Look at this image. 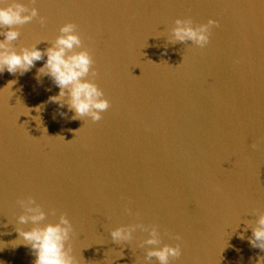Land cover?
Returning a JSON list of instances; mask_svg holds the SVG:
<instances>
[{
	"label": "water",
	"instance_id": "water-1",
	"mask_svg": "<svg viewBox=\"0 0 264 264\" xmlns=\"http://www.w3.org/2000/svg\"><path fill=\"white\" fill-rule=\"evenodd\" d=\"M35 7L47 24L24 25L14 47L41 41L44 51L51 45L43 40L77 24L111 106L92 122L48 102L59 88L48 76L37 80L46 56L23 75L0 73V264H34L30 248L15 245V227H32L17 225L16 201L28 195L46 213L57 210L41 226L67 214L78 264H145L149 246L137 245L147 233L137 230L122 245L111 240L110 230L137 219L125 207L159 225L164 243L181 244L173 264H258L264 252L250 246L244 222L255 226L264 212V0H36ZM186 16L219 21L206 47L168 42L174 20Z\"/></svg>",
	"mask_w": 264,
	"mask_h": 264
},
{
	"label": "clouds",
	"instance_id": "clouds-1",
	"mask_svg": "<svg viewBox=\"0 0 264 264\" xmlns=\"http://www.w3.org/2000/svg\"><path fill=\"white\" fill-rule=\"evenodd\" d=\"M35 4L36 0H29V4L22 3L20 0H10V2L5 0V3L0 6V37H3L0 39V73L7 70L13 75L17 73L23 75L30 71L37 61L43 60L46 56V62L37 70V80L48 76L59 88V94L50 96L48 102L57 103L60 107L66 105L68 110L74 113L71 117L73 120L84 121V118H90L92 122L100 121L103 118L102 113L106 112L111 105L105 98L103 90L95 83L99 73L93 67L95 64L93 54L84 44L77 30V24L64 23L54 40H43L51 45L44 51L37 48V44L41 41L31 46H21L19 50L14 47V42L20 38V29L24 25L31 23L34 19H38L42 27L47 24V17L39 14ZM219 26V21L211 18L206 23H195L191 16L177 18L174 20V26L169 30L168 42L175 45L190 41L202 49L210 43L213 28ZM14 83L15 81H10L8 85L12 86ZM41 107H37L35 111L39 113ZM27 109L28 115L32 109ZM31 118L41 123L39 116ZM44 131L47 133L46 128ZM250 147L256 149L258 144L253 143ZM16 203L22 209V213L17 217V225L31 224L32 227L28 229L15 227L14 230L18 234L15 241H20L15 245L23 244L29 247L35 256L34 264H78L77 258L73 255L74 227L66 213H61L57 222L44 223L41 226L48 215L56 216L55 208L49 209L46 213L42 205L38 204L31 195L18 198ZM124 212L137 219L133 223L110 230L112 242L117 245L129 243L133 241L134 233L139 230L147 233V238L142 239L137 245L139 248L149 246L145 249L143 257L145 264H150L152 258H155L158 264H173V261L180 259L183 254L181 244L176 243L173 246L164 243L159 225H146L139 222V214L133 213L129 207H125ZM244 223L251 228L252 235L248 237L250 246L264 252V212H257L255 226H251L249 221ZM165 235L176 241L182 240L179 234L165 233ZM240 238L244 239L243 233ZM122 256L123 252L120 258ZM257 260L258 264H264V257H258Z\"/></svg>",
	"mask_w": 264,
	"mask_h": 264
}]
</instances>
